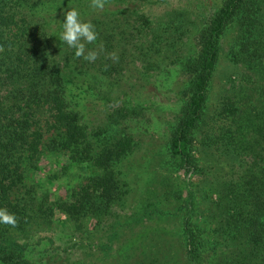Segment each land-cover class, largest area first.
Segmentation results:
<instances>
[{"label":"rangeland","instance_id":"374dc122","mask_svg":"<svg viewBox=\"0 0 264 264\" xmlns=\"http://www.w3.org/2000/svg\"><path fill=\"white\" fill-rule=\"evenodd\" d=\"M223 1L106 0L103 9L88 7L91 0L72 3L70 8L89 9L80 15L83 22L89 21L95 29L113 30L108 40L117 47L115 52H99L104 34L88 44L98 57L88 61L85 71L68 76L66 100L95 147L123 135L132 138L131 152L113 166L119 184L126 183L129 191L103 214L95 210L78 221L68 218L57 205L69 202L95 170L87 163L72 162L68 152L54 150L51 133L46 134L38 155L21 166L17 195L21 201L30 200L32 223L36 224L21 235L11 234L4 243L0 238L4 245L0 264L21 259L32 264H184L181 220L190 205L186 204L189 192L197 204L190 219L205 229L198 228L199 238L211 235L213 226L204 209L212 207L216 195L202 188L204 177L199 172L178 168L168 142L189 96L187 62L198 51L199 33ZM253 5L257 0H247L221 42L208 90V113L215 111L223 95L243 92L249 85L245 66L254 61L255 37L240 32L251 19ZM66 9L59 2L25 6L33 23L45 25L57 39ZM75 9L80 13V8ZM252 27L250 34L258 32ZM260 74L264 77V69ZM120 110L128 117L115 122L114 115ZM195 149L196 145L192 150L199 158ZM205 163L222 164L201 160L198 167ZM40 206L42 211L51 207L52 215L40 218L41 210L35 212ZM208 246L201 248L198 264L220 262L210 261L216 251Z\"/></svg>","mask_w":264,"mask_h":264},{"label":"trees","instance_id":"16d2710c","mask_svg":"<svg viewBox=\"0 0 264 264\" xmlns=\"http://www.w3.org/2000/svg\"><path fill=\"white\" fill-rule=\"evenodd\" d=\"M74 1L78 0H0V208L17 218L15 227L0 224L1 243L36 224L32 223L30 200L21 201L17 195L21 166L38 155L46 134L51 133L54 150L68 152L72 162L87 163L95 170L87 183L72 193L69 202L57 205L68 218L78 221L95 210L103 214L129 191L126 183L119 184L113 166L131 152L132 138L123 135L95 147L78 113L70 110L66 100L68 76L88 69V61L75 57V49L57 39L45 25L33 23L25 11L28 4L57 2L67 11L81 9L70 8ZM260 1L253 5L251 19L240 32L248 33L249 38L254 35L257 49L252 64H243L249 83L245 91L223 95L215 111L207 112L208 90L219 62L221 42L247 0L223 1L199 33L198 51L187 62L191 73L189 96L168 149L178 168L199 172L204 177L202 188L216 198L211 208L204 209L213 229L202 240L198 228L205 230L204 225L190 219L197 204L189 192L186 204L190 205L181 220L184 264H198L200 250L207 245L216 251L210 261L219 260L218 264H264V77L260 74L264 69V4ZM88 10L81 9L80 15ZM252 25L258 32L250 34ZM96 29L98 36L105 35L99 52H115L117 45L108 40L113 30ZM85 49L87 55L88 44ZM127 117L120 110L114 121ZM194 145L201 158L193 154ZM201 160L222 164L216 167L205 163L199 168ZM35 212L40 218L52 215L51 207L42 211L40 206ZM12 264L32 263L21 259Z\"/></svg>","mask_w":264,"mask_h":264},{"label":"clouds","instance_id":"9594fccd","mask_svg":"<svg viewBox=\"0 0 264 264\" xmlns=\"http://www.w3.org/2000/svg\"><path fill=\"white\" fill-rule=\"evenodd\" d=\"M105 2L106 0H91V6L93 9H103ZM60 23L63 30L59 38L69 48L75 49V57H83L89 62L95 61L98 57V52L88 51L87 55H85V44H91L98 39L95 25L90 22H83L80 18V13L75 8L67 11L64 21ZM0 224L15 227L17 218L14 214L9 213L7 209L0 208Z\"/></svg>","mask_w":264,"mask_h":264}]
</instances>
